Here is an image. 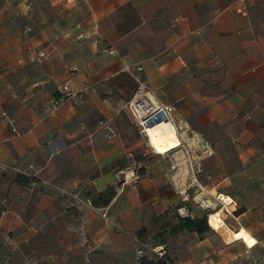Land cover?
<instances>
[{
    "label": "crops",
    "instance_id": "crops-1",
    "mask_svg": "<svg viewBox=\"0 0 264 264\" xmlns=\"http://www.w3.org/2000/svg\"><path fill=\"white\" fill-rule=\"evenodd\" d=\"M138 73L179 145L149 152ZM138 254L264 264V0H0V264Z\"/></svg>",
    "mask_w": 264,
    "mask_h": 264
},
{
    "label": "bare ground",
    "instance_id": "bare-ground-1",
    "mask_svg": "<svg viewBox=\"0 0 264 264\" xmlns=\"http://www.w3.org/2000/svg\"><path fill=\"white\" fill-rule=\"evenodd\" d=\"M143 127L148 145L155 153H159L162 149L171 144H180L179 139L175 135L174 126L163 109H158L152 116L147 118L143 122ZM218 199H220L224 205H229L232 202V199L225 194H219ZM208 223L212 229L216 230L223 225V219L220 216L219 210L208 213ZM232 237L237 239L234 232H232Z\"/></svg>",
    "mask_w": 264,
    "mask_h": 264
},
{
    "label": "built area",
    "instance_id": "built-area-1",
    "mask_svg": "<svg viewBox=\"0 0 264 264\" xmlns=\"http://www.w3.org/2000/svg\"><path fill=\"white\" fill-rule=\"evenodd\" d=\"M243 1V0H239ZM43 54V53H42ZM138 71H141L142 68L138 67ZM133 78L136 81V88L134 92L132 93L130 99L127 102V109L130 112L131 116L133 119L142 127H143V122L152 116L155 111L158 109H163L165 113L167 114V111L165 108L156 106L154 103L151 101V99L148 96L149 93V86L145 80L142 79L140 74H132ZM61 93H65L66 96H70V93L68 92L67 86H62L60 88ZM64 95H60V97L55 99V103H59L64 99ZM168 116V114H167ZM145 132V131H144ZM146 134V133H145ZM184 210L183 207L178 208L179 213H183L182 211Z\"/></svg>",
    "mask_w": 264,
    "mask_h": 264
},
{
    "label": "trees",
    "instance_id": "trees-1",
    "mask_svg": "<svg viewBox=\"0 0 264 264\" xmlns=\"http://www.w3.org/2000/svg\"><path fill=\"white\" fill-rule=\"evenodd\" d=\"M113 191H106L99 193V196H104L105 200H108L112 195ZM175 229H191L195 230L197 233H201L210 227L207 224L206 215L197 218H191L189 216L179 217V223L174 227ZM139 264H170L167 256L157 257L156 259L149 258L146 255H142L138 258Z\"/></svg>",
    "mask_w": 264,
    "mask_h": 264
},
{
    "label": "rangeland",
    "instance_id": "rangeland-1",
    "mask_svg": "<svg viewBox=\"0 0 264 264\" xmlns=\"http://www.w3.org/2000/svg\"><path fill=\"white\" fill-rule=\"evenodd\" d=\"M147 148L149 149V152L152 153V150H151L150 146H147ZM172 152H173V151L167 152V153L163 154V156H165V158L168 159L169 154H171ZM180 158H181V161L184 163L185 160H186V157L183 156V157H180ZM193 192H195V191L193 190ZM191 194H192V191L189 192V195H191ZM181 204H182V202H181ZM180 207H183V206H180ZM180 207H179V208H180ZM213 207L216 208V206H213V204L210 203V207L207 209V211H208V212H212ZM177 210H178V209H177ZM182 212H183V213H186L185 210H183ZM220 215H221V217L224 219V222H225L226 224H228V222H229V218H227V217L224 215V213H221ZM230 219H232V218L230 217ZM170 224H171V222L168 221V222H167V226H168V228H169V225H170ZM224 229H225V226H224V227H221V229H220L219 232H223ZM221 230H222V231H221ZM241 230H242V231H238V232L233 231V232L236 234L237 239L240 238V239H242V240H245V239L247 238V236H248V232L245 231L244 229H241ZM243 234H244V235H243ZM242 235H243V236L246 235V237H242ZM249 238H250L251 240H253V237H251V235H249ZM138 255H139V257H140V256H142L143 254H138Z\"/></svg>",
    "mask_w": 264,
    "mask_h": 264
}]
</instances>
